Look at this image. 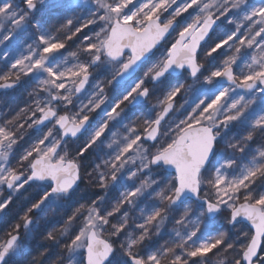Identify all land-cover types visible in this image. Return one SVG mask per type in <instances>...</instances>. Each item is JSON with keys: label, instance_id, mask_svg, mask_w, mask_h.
I'll return each mask as SVG.
<instances>
[{"label": "snow or ice", "instance_id": "1", "mask_svg": "<svg viewBox=\"0 0 264 264\" xmlns=\"http://www.w3.org/2000/svg\"><path fill=\"white\" fill-rule=\"evenodd\" d=\"M0 46V264L50 205L52 264H264V0H0Z\"/></svg>", "mask_w": 264, "mask_h": 264}, {"label": "trees", "instance_id": "2", "mask_svg": "<svg viewBox=\"0 0 264 264\" xmlns=\"http://www.w3.org/2000/svg\"><path fill=\"white\" fill-rule=\"evenodd\" d=\"M47 8L43 9L42 11H38L36 14V19H40L42 22H45V26L46 27H50L52 24H55L57 22V18L52 16L49 11H46ZM0 49L3 52L5 49H3L2 46H0ZM112 93L109 91V97H111ZM27 94L23 91V89H19L16 90L14 93H9L6 95H3L2 97H0V116L7 114L9 112V110L11 108H15V106L17 104H20L21 106H23V101L27 100ZM127 122V121H125ZM252 145L253 146H262L264 147V135L261 134H256L254 137V140L252 141ZM96 191H98L97 189L91 188V187H86L85 185H82L81 187V197H83L85 200L92 197L93 193H95ZM32 192H34V194H32ZM37 192V189L35 187L29 188L26 191L23 192V195L15 198L14 199V203L10 208V211L8 212L7 216L4 219V222H0V240H3L4 238H6L5 234L8 230L9 224L8 222H16L18 220L21 210V206L24 205L26 202L31 201V199L35 196ZM85 192H87V195H85ZM83 195V196H82ZM113 195V194H112ZM25 200L24 203H22V201ZM71 209L65 207L62 209V211H60V214H58L57 218L53 219L52 221H50L49 223H43V226H41V223L38 226V230L37 232L34 234L33 238L34 240H36V246L33 248L32 250V255L27 257H23L17 260L23 261L26 264H29V262L33 259V258H39V252L44 250V247L48 248L49 253H51L52 259H56V255L61 251L60 248L54 246L51 244V242L46 241L44 239V235L47 231H51V229H53L57 224V222L61 221L62 218L65 215V212L70 211ZM60 225L58 226L57 229H59ZM162 243V241L160 242ZM52 246V247H49ZM43 248V250H42ZM49 257L45 258V264L47 263V259ZM47 260V261H46Z\"/></svg>", "mask_w": 264, "mask_h": 264}, {"label": "rangeland", "instance_id": "3", "mask_svg": "<svg viewBox=\"0 0 264 264\" xmlns=\"http://www.w3.org/2000/svg\"><path fill=\"white\" fill-rule=\"evenodd\" d=\"M250 3H253V4H257V3H259V0H250ZM44 8H40V10L39 11H42ZM38 20H40V19H38ZM229 27H231V26H229V25H227V24H222L221 25V28L220 29H218V31H221V30H224V29H227V28H229ZM0 51H2L1 49H0ZM257 97H258V94H257ZM190 99V98H189ZM86 102V101H85ZM184 101L183 100H181L180 101V103H183ZM253 108H254V110L255 111H259V98H257V105H255V106H253ZM95 115V114H94ZM238 131H241V133H243V130H241V129H238ZM262 146H253L252 145V142H251V150L254 152V151H256V150H258V149H260ZM70 151H71V149H70ZM23 194H18L15 198H18V197H20V196H22ZM113 195H115V193H113ZM47 211H45V214L41 217V219L39 220V221H37L36 222V224L34 225V227H33V231H32V234H31V236L29 237V239H28V241L31 239V238H33V236H34V234L37 232V230H38V226H39V224L41 223V222H43L44 220H45V218H52V219H55V218H57L58 216V214H60V211H62V208H57L55 205H50L47 209H46ZM62 221V220H61ZM61 221H59V222H61ZM59 222H57V225L59 226ZM171 228H172V224H168L167 225V229H168V231L170 232L171 231ZM165 239H167V236H165ZM162 241V243H164V240H161ZM160 241V242H161ZM27 244V243H26ZM17 258H19V257H17ZM37 258V257H36ZM49 259V258H48ZM47 261V260H46ZM53 261H54V259H53ZM20 264H26V263H24V262H22V261H20ZM46 264H52V261H47V263Z\"/></svg>", "mask_w": 264, "mask_h": 264}, {"label": "bare ground", "instance_id": "4", "mask_svg": "<svg viewBox=\"0 0 264 264\" xmlns=\"http://www.w3.org/2000/svg\"><path fill=\"white\" fill-rule=\"evenodd\" d=\"M45 9V8H44ZM46 11H48V9H46ZM16 90H13V91H11V92H8V93H6V94H9V93H14ZM6 94H1L0 95V97H2L3 95H6ZM81 187H82V185H81ZM29 189V188H28ZM32 194H34V192H32ZM3 195L4 196H7L8 195V192L7 191H5L4 193H3ZM85 195H87V192H85ZM83 196V195H82ZM78 197H81V192H79L78 193ZM25 202V200H23L22 201V203H24ZM83 202V201H82ZM28 203H29V201L28 202H26L24 205H22L21 206V210H20V213L22 212V210L24 209V208H26V206L28 205ZM47 209V208H46ZM44 210L43 212H40L39 214H37V215H35L34 216V219H35V221L37 222V221H39L40 219H41V217L45 214V211H47V210ZM63 209V208H62ZM22 214V213H21ZM5 219V218H4ZM18 219H19V217H18ZM53 219L52 218H45V220L43 221L44 223H49L50 221H52ZM62 222V221H61ZM61 222H59L58 224L60 225V223ZM57 224V223H56ZM41 226H43V223H41ZM44 227V226H43ZM58 228V225H56L53 229H57ZM53 229H51V231L53 230ZM36 240H34V238H31L29 241H26V247H25V249H24V253L21 255V256H19V258H18V260L20 259V258H23V257H25V256H27L28 254V256L27 257H29V256H31L32 255V250H33V248L36 246ZM49 247H52V246H49ZM42 250H43V248H42ZM48 261H53V259H52V256L50 255L49 256V259H47ZM23 262V261H22ZM25 263V262H24Z\"/></svg>", "mask_w": 264, "mask_h": 264}, {"label": "water", "instance_id": "5", "mask_svg": "<svg viewBox=\"0 0 264 264\" xmlns=\"http://www.w3.org/2000/svg\"><path fill=\"white\" fill-rule=\"evenodd\" d=\"M11 91H13V90H8L7 93H8V92H11ZM1 94H3V93H0V95H1Z\"/></svg>", "mask_w": 264, "mask_h": 264}]
</instances>
